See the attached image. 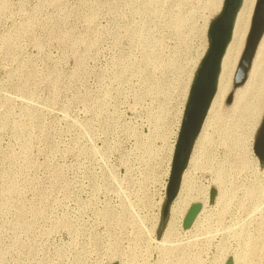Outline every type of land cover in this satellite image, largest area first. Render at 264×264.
<instances>
[{"label":"rangeland","instance_id":"1","mask_svg":"<svg viewBox=\"0 0 264 264\" xmlns=\"http://www.w3.org/2000/svg\"><path fill=\"white\" fill-rule=\"evenodd\" d=\"M224 1L0 0V264H264V105L227 101L248 35L163 218Z\"/></svg>","mask_w":264,"mask_h":264},{"label":"water","instance_id":"2","mask_svg":"<svg viewBox=\"0 0 264 264\" xmlns=\"http://www.w3.org/2000/svg\"><path fill=\"white\" fill-rule=\"evenodd\" d=\"M243 0H225L220 14L213 20L209 30V48L204 56L192 84L184 111L179 137L175 147L171 176L167 190L163 218L167 219L170 206L176 198L183 174L190 161L195 143L200 135L218 86L222 60L230 43L237 14ZM264 34V0H257L246 46L235 73L234 88L243 85L248 77L254 55ZM233 92L227 98L232 101ZM255 152L264 164V118L258 131ZM217 190L210 191V201L216 197ZM200 204H193L184 220L185 226L194 220ZM225 264H234L229 257Z\"/></svg>","mask_w":264,"mask_h":264},{"label":"bare ground","instance_id":"3","mask_svg":"<svg viewBox=\"0 0 264 264\" xmlns=\"http://www.w3.org/2000/svg\"><path fill=\"white\" fill-rule=\"evenodd\" d=\"M256 3L257 0H243L242 2V5L236 17L230 43L228 44L222 60L217 91L212 100L208 115H210V112L212 111V108L214 106L220 105L225 101V98L231 89L234 72L244 48L246 37L248 35L251 21L254 15ZM233 95L235 104L239 105V107L252 106L249 109L253 112L254 115L260 110L261 106L264 105V34L257 47L246 82L242 86L234 88ZM251 101L255 102V107ZM208 115L204 121L205 124L207 123V120L209 118ZM201 133L202 130L200 132V135H202ZM194 149L189 161V166H191L194 161ZM183 181L182 186L185 184ZM182 188H184V186Z\"/></svg>","mask_w":264,"mask_h":264},{"label":"trees","instance_id":"4","mask_svg":"<svg viewBox=\"0 0 264 264\" xmlns=\"http://www.w3.org/2000/svg\"><path fill=\"white\" fill-rule=\"evenodd\" d=\"M165 220H163V222L161 223V225H160V233L163 231V229H164V227H165ZM193 222V220L188 224V225H186V226H189L191 223Z\"/></svg>","mask_w":264,"mask_h":264}]
</instances>
